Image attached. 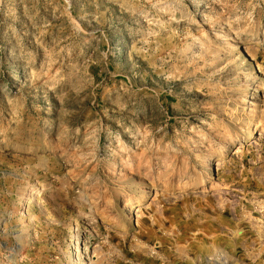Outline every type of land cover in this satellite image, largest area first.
Segmentation results:
<instances>
[{"label": "rangeland", "instance_id": "rangeland-1", "mask_svg": "<svg viewBox=\"0 0 264 264\" xmlns=\"http://www.w3.org/2000/svg\"><path fill=\"white\" fill-rule=\"evenodd\" d=\"M260 122L264 0H0V264H264Z\"/></svg>", "mask_w": 264, "mask_h": 264}, {"label": "bare ground", "instance_id": "bare-ground-1", "mask_svg": "<svg viewBox=\"0 0 264 264\" xmlns=\"http://www.w3.org/2000/svg\"><path fill=\"white\" fill-rule=\"evenodd\" d=\"M232 40L228 41L227 44H230L232 43L233 40H235V37L234 36H231ZM256 130H259V132L263 133L264 134V122H260V124L255 127V128H252L249 132H248V136H252L254 134V132ZM240 149V147H239ZM238 149V150H239ZM237 150V151H238ZM150 192V191H149ZM26 198L29 197V195H26L25 196ZM30 198V197H29ZM145 199V196H139V197H135V198H132V199H129L128 201H126L124 204H123V210H124V213H128L130 210H132L136 204L140 203L141 201H143Z\"/></svg>", "mask_w": 264, "mask_h": 264}]
</instances>
